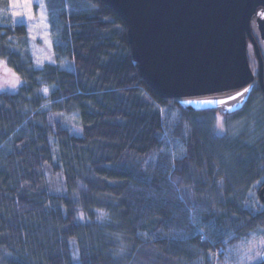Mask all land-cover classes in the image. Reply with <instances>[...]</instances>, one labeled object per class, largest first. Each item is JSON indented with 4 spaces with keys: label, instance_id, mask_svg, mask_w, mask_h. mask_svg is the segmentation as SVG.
Masks as SVG:
<instances>
[{
    "label": "trees",
    "instance_id": "obj_1",
    "mask_svg": "<svg viewBox=\"0 0 264 264\" xmlns=\"http://www.w3.org/2000/svg\"><path fill=\"white\" fill-rule=\"evenodd\" d=\"M45 3L55 64L37 68L26 25L0 0V60L23 82L0 89V264H217L264 229V92L251 43L242 108L185 107L141 77L128 26L103 0ZM76 113L82 135L68 122ZM170 141L183 159L165 152Z\"/></svg>",
    "mask_w": 264,
    "mask_h": 264
},
{
    "label": "water",
    "instance_id": "obj_2",
    "mask_svg": "<svg viewBox=\"0 0 264 264\" xmlns=\"http://www.w3.org/2000/svg\"><path fill=\"white\" fill-rule=\"evenodd\" d=\"M128 26L133 57L149 86L165 101L196 109H226L227 92L250 91L255 72L264 92V0H103ZM191 101V103H189ZM208 101V102H206ZM264 202V188L261 191Z\"/></svg>",
    "mask_w": 264,
    "mask_h": 264
},
{
    "label": "snow or ice",
    "instance_id": "obj_3",
    "mask_svg": "<svg viewBox=\"0 0 264 264\" xmlns=\"http://www.w3.org/2000/svg\"><path fill=\"white\" fill-rule=\"evenodd\" d=\"M18 3L22 4L26 9L27 12L23 13V15L27 16V18L31 19L32 18V12H31V7L32 4L29 2V0H17ZM38 8L40 9V15H39V23L42 24L45 28V36L48 37L50 36V33L47 31L49 29V25L47 23V17L45 15V6L43 4L40 3V0H35ZM31 31V29H30ZM11 39V38H9ZM47 43L51 46V39L47 40ZM49 63L50 64H55V61L51 58L48 57ZM0 66H2L6 72L11 73V69L7 68V61L4 60H0ZM37 67H42V64H40L39 62H37ZM13 78L9 81H6V83L10 84L11 87L13 89L17 88V86L21 83H23L20 79V77L18 75H16L15 73H11ZM52 87H55V85H53ZM41 93H43L45 96H47L48 92H49V87L45 86L43 88H41L39 90ZM250 91L249 87H244L243 90H235L234 92L230 91L227 92L226 95V99H222V100H217L216 103L221 104V105H225L226 106V112L227 113H232L233 111H235L236 109H233L231 107H227V105L232 102V101H237L240 97H244L246 93H248ZM208 102V101H206ZM189 103H191V101H189ZM43 108H47L49 107V105L45 104L42 105ZM59 115H63V114H59ZM79 116V113H76L72 119L75 120L77 119ZM49 119H52V117L50 116ZM187 127V126H186ZM216 127H217V131L218 134H222L223 130H224V119L223 117H219L216 120ZM77 132H82L83 128L82 127H77L75 129ZM184 148L183 145H181L180 147V152H181V156L180 159H183V153H184ZM172 157L173 159L176 158V153L173 152L172 153ZM146 180L149 179L148 177L145 178ZM179 191V190H178ZM250 195H253L250 193ZM179 199H181L183 201L184 196L180 195ZM246 207H251L250 205H245ZM98 211V218L99 219H104L108 216V214L106 212H102L100 210ZM261 211H264V206H261ZM84 218V213L80 212L79 214V219L83 220ZM200 221V217L197 215V213L193 212L191 214V223L193 225V227L196 228L197 232L201 234L202 239L204 240H208V236L204 233L201 232V229L198 227V223ZM174 238H183V239H187V236H183V235H177ZM210 243H215V241H209ZM224 243H227V241H225ZM236 252L240 253V257L237 261L236 264H244V260H248V261H257L260 262V264H264V229H257L255 231H253L252 233V239L251 240H247L246 242H242V246L241 248L235 249ZM120 252L123 253L124 252V248L122 247L120 249ZM73 259L74 260H79L80 256H79V251L77 250L76 252L73 253ZM225 264H230V256L228 254H226L225 256Z\"/></svg>",
    "mask_w": 264,
    "mask_h": 264
},
{
    "label": "rangeland",
    "instance_id": "obj_4",
    "mask_svg": "<svg viewBox=\"0 0 264 264\" xmlns=\"http://www.w3.org/2000/svg\"><path fill=\"white\" fill-rule=\"evenodd\" d=\"M29 2L32 4L31 7V12H32V18L29 19L27 16L23 15V13L27 12V9L20 3L17 2V0H11V11L14 19L19 22H23L28 30V36H29V48L33 54L34 57V65L37 67V62L42 64V67L46 64L49 63L48 57H51L54 60V53H53V45H52V40H51V46L47 43L48 39H51V35L46 37L45 36V28L42 24H40L39 21V15H40V9L38 8L35 0H29ZM40 3L45 6V15L47 17V23L49 25V19H48V12L46 9V3L45 0H40ZM31 29V31H30ZM50 33V28L47 30ZM260 43V42H259ZM260 45V44H259ZM261 50L262 44L260 45ZM252 50L248 48V56L251 58V53ZM264 53V49L262 51ZM253 59V58H252ZM42 67H37V68H42ZM13 78L11 73L6 72V70L0 66V89H6L7 86L9 85L6 83V81H9ZM178 113V109L174 112V117L176 118V115ZM219 117H222L219 115ZM68 122L71 124L73 131H76L77 123L76 120H73L72 117L68 119ZM225 128L222 133H224ZM78 135H82V132H77ZM168 144V145H167ZM165 145V152H175L176 156L179 157L181 156L180 152V147L183 145L179 141H170V143H167ZM252 237L248 240H251ZM247 241V240H246ZM243 241V242H246ZM242 243L236 246L232 250H228L227 254L230 256V264H236V261L241 258L240 253L236 252L235 249L241 248ZM229 248V247H228ZM226 250V249H222ZM225 256L226 254L223 253V259L217 264H225ZM217 256H215L216 258ZM218 260V258H217ZM215 260V261H217ZM257 261H248L244 260V264H257Z\"/></svg>",
    "mask_w": 264,
    "mask_h": 264
}]
</instances>
